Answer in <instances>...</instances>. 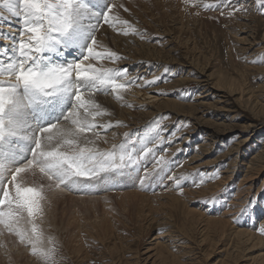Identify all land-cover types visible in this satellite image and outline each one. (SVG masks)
<instances>
[{"label": "rangeland", "instance_id": "obj_1", "mask_svg": "<svg viewBox=\"0 0 264 264\" xmlns=\"http://www.w3.org/2000/svg\"><path fill=\"white\" fill-rule=\"evenodd\" d=\"M112 2L117 7L110 15L128 20L140 35L125 36L101 21L97 41L120 58L89 62L125 71L122 82L132 86L121 93L123 100L96 93L95 100L110 113L97 123L113 127L98 129L99 139L88 136L101 150L124 142L125 134L134 141L154 135L155 122L160 136L148 144L152 153L134 170L102 173L75 190L61 187L57 212L63 222L44 220L46 205L59 193L46 189L40 228L45 238H54L56 264H264V232L259 230L264 228V63L254 62L264 59V4ZM8 19L15 17L5 12L0 23ZM161 156L166 163L156 162ZM172 177L183 178L182 194ZM132 189L145 196H126L130 201L119 196ZM18 241L7 233L0 236L5 245L0 264L8 250L31 251Z\"/></svg>", "mask_w": 264, "mask_h": 264}, {"label": "snow or ice", "instance_id": "obj_2", "mask_svg": "<svg viewBox=\"0 0 264 264\" xmlns=\"http://www.w3.org/2000/svg\"><path fill=\"white\" fill-rule=\"evenodd\" d=\"M185 3L195 6V0ZM116 7L112 0H0V19L7 12L20 25L18 32L0 31V39L12 40L0 47V236H16L43 264H56L54 238H45L39 223L46 189L75 190L102 173L134 170L160 136L159 122L150 129L154 135L134 141L125 134L124 142L108 150L88 136L99 139L98 129L113 127L97 123L110 113L96 93L123 100L121 93L132 86L122 82L125 71L88 62L120 58L97 41L101 21L125 36L140 35L128 20L110 15ZM68 50L80 56L61 61ZM156 162L166 163L162 156ZM172 178L182 194L183 178Z\"/></svg>", "mask_w": 264, "mask_h": 264}, {"label": "bare ground", "instance_id": "obj_3", "mask_svg": "<svg viewBox=\"0 0 264 264\" xmlns=\"http://www.w3.org/2000/svg\"><path fill=\"white\" fill-rule=\"evenodd\" d=\"M16 19V18H15ZM15 19H8V20H11V21H5L4 20V22H2V23H0V31H2V32H4V33H12V32H18V30H19V27H20V25L18 24V22L15 20ZM11 22V23H10ZM101 27V26H100ZM0 43H2V45H5V46H7V45H11L12 44V40L11 39H0ZM140 45V44H139ZM135 47V46H134ZM139 51V50H138ZM140 53V52H139ZM80 56V53H78V52H75L74 50H68V51H65L64 52V55H63V57H60L59 59L61 60V61H64V60H67V61H73V60H75L76 58H78ZM89 62V61H88ZM88 62H86V63H88ZM95 62V61H94ZM109 62V61H108ZM123 62V61H122ZM104 63V62H103ZM128 63V62H127ZM113 64V63H112ZM122 64V63H121ZM114 65H115V63H114ZM140 65V64H139ZM99 66H101L102 67V65H101V63L98 65V67ZM138 66V65H137ZM145 66V65H144ZM105 67V66H104ZM141 67V66H140ZM114 69V68H113ZM137 69H139V67L137 68ZM131 77V76H130ZM207 79H208V77H207ZM197 80V79H196ZM209 81V80H208ZM143 83V82H142ZM184 87V86H183ZM137 88H138V86H137ZM205 88V87H204ZM212 89V88H211ZM136 91V90H135ZM139 93V92H138ZM133 94V93H132ZM146 94V93H145ZM219 94V93H218ZM103 95H105V94H103ZM109 95V94H108ZM148 95V94H147ZM220 95V94H219ZM100 96V95H99ZM111 96V95H110ZM205 96V95H204ZM98 97V96H97ZM96 97V98H97ZM101 97V96H100ZM109 98V97H108ZM200 98V97H199ZM113 99V98H112ZM111 99V100H112ZM166 99V98H165ZM172 99V98H171ZM228 99V98H227ZM97 100H98V98H97ZM107 100V99H106ZM168 100H170L169 98H168ZM99 101V100H98ZM169 102V101H168ZM112 103V102H111ZM118 104V103H117ZM200 104V103H199ZM198 104V105H199ZM121 106V105H120ZM225 107V106H224ZM119 108V107H118ZM167 109V108H166ZM199 110H201V109H199ZM108 112V111H107ZM204 112V111H203ZM154 113V112H153ZM193 116V115H192ZM106 118V117H105ZM108 118V117H107ZM106 118V119H107ZM98 119H99V117H98ZM100 119H102V118H100ZM113 119V118H112ZM105 121V120H104ZM66 123V122H65ZM99 124H100V122H99ZM106 124V123H105ZM104 130V129H103ZM102 130V131H103ZM103 137V136H102ZM118 137V136H117ZM103 139H104V137H103ZM107 139V138H106ZM185 140V139H184ZM104 143V142H103ZM108 144V143H107ZM168 149V148H167ZM263 152V151H262ZM259 159H261L260 157H259ZM146 162V161H145ZM155 163V162H154ZM260 164V163H259ZM151 165H153V164H150V166ZM201 165V164H200ZM154 166V165H153ZM149 167V166H148ZM256 167V166H255ZM150 169V168H149ZM148 170V169H147ZM149 173V172H148ZM101 175H103V174H101ZM105 175V174H104ZM110 175V174H109ZM147 176V175H146ZM102 177V176H101ZM107 177V176H106ZM115 177V176H114ZM144 177V176H143ZM121 181H126V177H122L121 176ZM112 179V181H113V178H111ZM133 179V178H132ZM116 180V179H115ZM118 181H119V179H117ZM128 180V179H127ZM135 180V179H134ZM167 180V179H166ZM250 180V179H249ZM98 181V180H97ZM109 181H110V179H109ZM168 181V180H167ZM105 182H107V181H105ZM111 182V181H110ZM123 182V183H124ZM135 182H136V184H137V181L135 180ZM166 182V181H165ZM212 182V181H211ZM48 183V182H47ZM108 183V182H107ZM106 183V185H108ZM103 184V183H102ZM111 184V183H110ZM129 184V183H128ZM132 184H134V183H132ZM143 185L144 184H142V187H143ZM117 186V185H116ZM172 186V185H171ZM121 187V186H120ZM123 187V186H122ZM115 189H116V187H114ZM130 188H132V187H130ZM139 188H141V187H139ZM127 189V188H126ZM136 189V188H135ZM144 189V188H143ZM58 190V192H59V189H57ZM119 190V189H118ZM124 190V189H123ZM131 190V189H130ZM133 190V189H132ZM62 191H63V189H62ZM116 191V190H115ZM65 192V191H64ZM141 192V190L139 191V192H136V190L134 191H129L128 190V192L126 191L125 193H120L121 195H119V196H124V197H126V196H131V195H133V196H139V197H142V196H145V194H142V193H140ZM52 193V192H51ZM62 193V192H61ZM108 195H109V193H107ZM119 194V193H118ZM160 194V193H159ZM104 195V197H105V195L106 194H103ZM103 195H101V197H103ZM107 195V196H108ZM152 195V194H151ZM61 196H63V195H61ZM60 192L58 193V196L57 197H55L54 199H53V201H52V205H46V206H49V209L47 210V209H44V210H47V213L45 214L46 215V217L44 218V220H46L47 222H49V223H52V221H53V223H54V221L58 218V220H61L60 222H63L62 220V217H60V214L57 212V202H58V200L60 199ZM70 196V195H69ZM100 196V195H99ZM185 196V195H184ZM71 198H73L74 196H70ZM101 197H99V198H101ZM122 198L121 197V199H124L125 200V198ZM128 197H126L127 199H128ZM78 198V200H79V197H77ZM80 199H82V198H80ZM97 200V198H89L88 200L90 201V200ZM120 199V200H121ZM137 199V198H136ZM142 199V198H141ZM148 199H149V197H148ZM47 200V199H46ZM105 200V199H104ZM103 200V201H104ZM124 200H122V201H124ZM131 200H132V198H131ZM134 200H135V198H134ZM133 200V201H134ZM138 200H140L139 198H138ZM143 200V199H142ZM60 201V200H59ZM72 201V200H71ZM128 201H130L129 199H128ZM133 201H131V202H133ZM141 201V200H140ZM145 201H146V199H145ZM149 201V200H148ZM70 202V201H69ZM88 202V201H87ZM91 202V201H90ZM96 202V201H95ZM152 202V201H151ZM58 203H60V202H58ZM126 203V202H125ZM130 202H128V204H129ZM141 203H142V201H141ZM47 204H49V203H47ZM71 204V203H70ZM73 204V203H72ZM83 204V203H82ZM81 204V205H82ZM127 204V203H126ZM127 204V205H128ZM135 204V203H134ZM133 204V205H134ZM139 204V201H138V203H137V205ZM146 204V203H145ZM60 205H62V203L60 204ZM65 205V204H64ZM74 206H75V204H73ZM89 205H92V204H89ZM124 205V204H123ZM136 205V206H137ZM143 205H144V203H143ZM63 206V205H62ZM131 206V205H130ZM141 206H142V204H141ZM65 207V206H64ZM45 208V207H44ZM103 208V207H102ZM64 209H66V208H64ZM78 209V208H77ZM106 209V211L108 210L107 208H105ZM79 210V209H78ZM59 211H61V210H59ZM109 211V210H108ZM107 211V212H108ZM61 215H62V213H61ZM77 215V214H76ZM62 216H65V215H62ZM107 216V215H106ZM74 217V216H73ZM201 218V217H200ZM222 218V217H221ZM106 219V218H105ZM58 220H57V222H56V224H58ZM93 220H95L94 218H93ZM101 220V219H100ZM215 220V219H214ZM219 220V219H218ZM104 221H106V220H104ZM217 221V220H216ZM72 222V221H71ZM109 222V221H108ZM206 222V221H205ZM219 222V221H218ZM40 223V222H39ZM97 223V222H96ZM99 223V222H98ZM45 224V223H44ZM73 224V223H72ZM71 224V225H72ZM105 224H107L108 225V223H105ZM209 224V223H208ZM98 225V224H97ZM219 225V224H218ZM210 226V225H209ZM110 227V226H109ZM59 228V227H58ZM222 227H220V229H221ZM259 228V227H258ZM94 229V228H93ZM96 229V228H95ZM111 229V228H110ZM210 229H213V228H210ZM216 229V228H215ZM102 230V229H101ZM78 231H79V229H78ZM104 231V230H103ZM219 231V230H218ZM224 231V230H223ZM222 231V232H223ZM247 232V231H246ZM245 231H240L239 232V234H241V235H245V236H247V235H249L248 233H246ZM8 235V234H7ZM253 235V234H252ZM236 237V236H235ZM17 240V239H16ZM19 242V241H18ZM17 242V243H18ZM251 243V242H250ZM15 244V243H14ZM13 244V245H14ZM9 245V244H8ZM7 245V246H8ZM263 245V244H262ZM20 246H22L23 247V244H20ZM11 247V246H10ZM14 247V246H13ZM26 247V246H25ZM30 247H28V250H30L29 249ZM3 249V248H2ZM7 249H10V248H7ZM14 249V248H13ZM12 249V250H13ZM15 249H16V247H15ZM5 250H6V248H5ZM12 250H8L7 251V253H6V255L4 256V261H2V263L4 262V263H7V264H37V261H35L36 259H35V257H31L30 255V257L32 258H30L27 254H29L31 251H28L29 253H27V250L25 249V248H21V247H19V248H17L15 251H12ZM5 253V252H4ZM264 253V252H263ZM4 255V254H3ZM262 257H264V256H262ZM35 259V260H34ZM1 263V264H2Z\"/></svg>", "mask_w": 264, "mask_h": 264}]
</instances>
